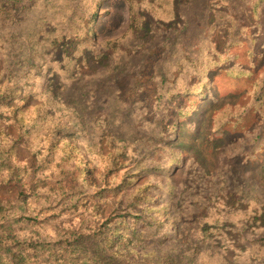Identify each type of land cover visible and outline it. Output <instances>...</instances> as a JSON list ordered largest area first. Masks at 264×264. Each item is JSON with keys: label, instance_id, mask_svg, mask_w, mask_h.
Here are the masks:
<instances>
[{"label": "trees", "instance_id": "obj_1", "mask_svg": "<svg viewBox=\"0 0 264 264\" xmlns=\"http://www.w3.org/2000/svg\"><path fill=\"white\" fill-rule=\"evenodd\" d=\"M102 1L0 0V116L18 135L0 128V186L20 184L0 191V264H238L205 241L222 225L221 214L215 220L209 215L215 196L256 191L238 166L256 150L251 128L240 143L233 139L231 148H222L214 171L196 155L177 160L182 178L172 182L164 208L152 204L151 184H131L132 173L153 174L178 163L169 160L176 151L170 137L179 136L198 89L169 83L172 61L178 60V78L182 67L206 69L180 60L178 43L190 24L201 25L215 0H127L126 32L104 43L92 27ZM34 10L45 27L32 24ZM231 10L221 16L232 17ZM152 21L159 24L154 37ZM87 49L109 57V64L82 72L78 58ZM53 50L58 57L50 56ZM259 55L254 51L253 58ZM256 63L240 66L239 75L255 86L252 99L260 105L264 70L257 73ZM244 111L239 104L219 110L217 134L228 123L237 125ZM95 116L113 149L79 157L78 135L79 143L98 148L94 132L84 130V121ZM22 138L36 154L33 171L15 158Z\"/></svg>", "mask_w": 264, "mask_h": 264}, {"label": "rangeland", "instance_id": "obj_2", "mask_svg": "<svg viewBox=\"0 0 264 264\" xmlns=\"http://www.w3.org/2000/svg\"><path fill=\"white\" fill-rule=\"evenodd\" d=\"M228 3L230 0L212 1V9L205 7L203 11V14L207 15L201 25L196 27V23L190 24L191 27L185 30L179 40V59L185 64H194L195 60L196 64L206 65V69L199 71L195 64L187 66L190 71L182 67L183 72L178 78V60L176 58L172 61L169 83L171 85L173 82L184 83V87L190 89L195 87L198 91L189 104V112L181 120L179 136L170 137V144L176 151L175 157L169 160L189 162L192 155H196L206 168L214 171L219 166L222 148H231L230 142L233 139L240 143V139L246 137L247 129L251 128L250 132L255 137L258 136L256 150L249 160L241 162L238 166L244 176L253 179L256 191L243 197H232L228 191H221L215 196L209 208V215L211 220H215L221 214L222 225L213 238L205 242L217 246L229 260L237 261L238 264H264V103L260 105L254 103L252 94L255 86L247 80L246 74L239 75L241 71L239 67L251 60L257 61L255 68L257 73L264 70V1L257 3L256 0H238L230 7ZM229 9H232L230 11L232 17L226 15L222 17L221 15ZM95 13L92 27L99 42L104 43L120 37L129 26L130 6L127 0H103L97 5ZM40 19V12L34 10L31 14L32 24L43 28L47 22L44 18L39 24ZM231 19L241 26H233ZM152 26L150 37L155 36L159 24L152 21ZM254 51L260 52V57L253 58ZM85 53L79 56V65L77 64L82 72L102 68L110 62L109 57H96L90 49ZM50 56L58 57V51L53 50ZM156 56L163 57V54L159 52ZM130 81L131 78H128V83ZM55 86L58 87V78ZM37 101L38 99H31L32 104H36ZM231 104L245 107L240 122L238 121L237 125L228 123L222 134H217L219 131L215 125V118L219 110ZM48 109L50 112L49 107ZM96 119L97 116L95 120L84 121V130L94 132L93 138L98 148H92L93 146L88 148L83 139L82 143H79L78 135L74 139L81 146L79 157L94 158L98 151L94 154L91 150L107 152L113 149L108 148L111 142L106 129L104 130L105 126ZM0 128L11 132V138L18 136L3 116H0ZM15 158L23 163L27 170L29 168L33 171L37 165L36 154L24 138L17 147ZM183 170L182 163L178 162L174 167L153 174L132 173L134 175L132 188L151 184L148 194L152 204L155 208L157 206L164 208L171 184L181 181ZM8 183L0 186L1 192L8 189L14 191L20 185L14 181ZM156 211L157 209L152 210V214ZM169 238L172 241V233ZM195 240L204 242V239ZM163 243L167 244L168 240Z\"/></svg>", "mask_w": 264, "mask_h": 264}]
</instances>
